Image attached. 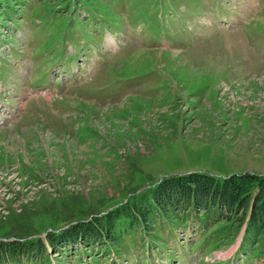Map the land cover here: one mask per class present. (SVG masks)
<instances>
[{
  "label": "rangeland",
  "instance_id": "obj_1",
  "mask_svg": "<svg viewBox=\"0 0 264 264\" xmlns=\"http://www.w3.org/2000/svg\"><path fill=\"white\" fill-rule=\"evenodd\" d=\"M48 1L0 0V221L62 197L89 221L169 175L264 177V0ZM55 219L33 218L46 253L21 264H264L245 224L192 209L56 253Z\"/></svg>",
  "mask_w": 264,
  "mask_h": 264
},
{
  "label": "trees",
  "instance_id": "obj_2",
  "mask_svg": "<svg viewBox=\"0 0 264 264\" xmlns=\"http://www.w3.org/2000/svg\"><path fill=\"white\" fill-rule=\"evenodd\" d=\"M41 1L45 8L52 9L50 1ZM85 204L81 198L62 197L55 207L53 204L42 205L47 207L38 208L36 212L28 208L10 210L0 221V264L33 262L46 253L43 240L32 238L37 234L33 229V218L39 214L65 224L66 228L48 232L45 236L54 253L60 251L59 247L65 251L77 244L89 248L103 240L113 241L116 223L121 219L128 220L132 227L146 228L150 226L151 217L173 216L190 209L211 214L217 222L231 223L236 231L245 224L244 235L246 242L249 240V247L246 242L242 245L245 249L257 250L255 245L264 241V177L249 173L223 179L196 172L169 175L155 185L148 198L142 196L139 201L125 203L89 221L83 220ZM248 235H251V241ZM10 238L12 240H6ZM251 244L253 248H250Z\"/></svg>",
  "mask_w": 264,
  "mask_h": 264
}]
</instances>
